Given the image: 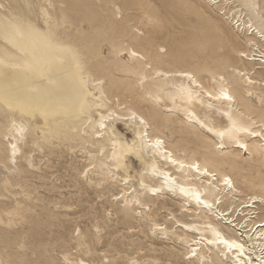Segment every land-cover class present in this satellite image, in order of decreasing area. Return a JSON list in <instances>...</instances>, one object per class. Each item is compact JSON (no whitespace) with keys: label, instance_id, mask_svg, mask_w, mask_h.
<instances>
[{"label":"bare ground","instance_id":"6f19581e","mask_svg":"<svg viewBox=\"0 0 264 264\" xmlns=\"http://www.w3.org/2000/svg\"><path fill=\"white\" fill-rule=\"evenodd\" d=\"M31 1L51 7L58 2L9 0L6 7L0 1V118L6 121L0 128V188L26 182V173L34 168L30 144L35 148L77 136L88 144L93 168L89 166L84 177L91 180L89 173H97L121 185V194L113 199L121 210L151 218V234L183 246V260L264 264V196L236 186L227 172L196 156L178 155L160 134L151 132L150 123L180 119L197 135L214 138V149L227 144L248 149L244 141L229 139L253 138L257 158L264 159L263 119L253 118L264 111L253 100L260 103L264 98V16L258 13L264 0H235L251 14L250 25L235 21L245 28L249 49L237 51L239 60L244 57L242 67L232 69L229 78L216 73L203 80L184 67H152L153 56L129 47L120 55L121 72L135 73L140 66L143 73L123 96L111 92L94 70L101 64L100 55L105 62L111 60L106 40L72 38L75 31H67L66 24L58 27L63 11L58 16L41 8L46 23L42 28L39 12L28 7ZM198 1L220 10V4L230 0ZM84 26L80 23L78 34ZM223 57L220 53L218 58ZM230 80L235 81L234 91ZM138 103L147 106V114L133 106ZM253 123L258 124L252 130ZM212 160L222 166L229 159ZM160 213H166L164 222L154 219ZM130 263L140 264L136 259ZM76 264L86 262L79 258Z\"/></svg>","mask_w":264,"mask_h":264},{"label":"rangeland","instance_id":"374dc122","mask_svg":"<svg viewBox=\"0 0 264 264\" xmlns=\"http://www.w3.org/2000/svg\"><path fill=\"white\" fill-rule=\"evenodd\" d=\"M0 1L8 6L9 0ZM30 3L28 7L39 12L44 29L42 9L58 16L63 11L58 27L63 29L66 24L67 31H75L72 38L106 40L103 44L111 60L105 62L100 55L101 64L94 70L118 96L136 87L143 73L140 66L135 67V73L121 72L120 55L129 47L153 56L152 67H184L203 80L216 73L229 78L232 69L242 67L244 57L239 60L237 51L249 49L244 41L245 28L239 23L243 20L250 25L251 14L235 0L220 4V10L198 0H58L55 8L46 2ZM258 13L264 16V8ZM237 19L240 21L235 24ZM80 23L85 25L83 34L77 32ZM218 37L220 42L215 41ZM208 51L213 53L204 55ZM220 53H224L221 59ZM230 81V90L234 91L235 81ZM261 87L264 90V81ZM253 100L260 110L264 108V98L260 103ZM133 106L148 113L144 103ZM258 116L264 123V111L253 114L254 120ZM161 122L151 119V132L160 134L178 155L196 156L227 172L236 186L264 196V159L257 158L253 138L239 135L229 139L244 141L248 149H236L231 144L214 149V138L197 135L180 119L166 117ZM5 123V118H0V128ZM30 145L34 168L26 173V182L7 190L0 188V264H76L79 258L86 264H131L133 259L140 264H191L183 260V246L151 234V218L121 210L113 200L121 194V185L97 173H89L91 180L84 177L90 166L87 143L74 136L53 139L49 145L41 143L35 148ZM212 159L229 160L219 166ZM22 165L26 170L24 160ZM135 168L139 170L137 165ZM164 215H154V219L164 222Z\"/></svg>","mask_w":264,"mask_h":264},{"label":"snow or ice","instance_id":"6c2138e0","mask_svg":"<svg viewBox=\"0 0 264 264\" xmlns=\"http://www.w3.org/2000/svg\"><path fill=\"white\" fill-rule=\"evenodd\" d=\"M227 183V181H225Z\"/></svg>","mask_w":264,"mask_h":264}]
</instances>
